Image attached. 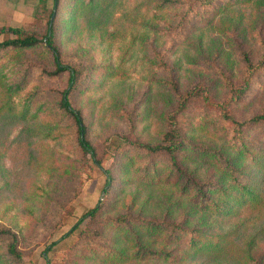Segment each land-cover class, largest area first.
<instances>
[{"label":"rangeland","instance_id":"1","mask_svg":"<svg viewBox=\"0 0 264 264\" xmlns=\"http://www.w3.org/2000/svg\"><path fill=\"white\" fill-rule=\"evenodd\" d=\"M64 1L50 18L63 62L82 71L70 98L112 181L103 192V172L77 146L69 118L56 110L67 75L41 72L43 66L52 69L48 51L42 45L0 51V227L18 235L19 264H46V258L48 264H264V209L246 224L247 233L257 234L249 250L245 242L241 247L229 242L228 253L216 258L193 256L185 247L187 234L173 241L163 234L142 236L139 242L148 250L137 251L126 226L116 227L112 220L124 218L133 231L144 219L186 220L187 229L195 224L198 215L190 212L189 199L173 183L164 158L126 140L157 144L176 128L195 144L215 139L222 145L223 130L231 133V127H223L218 107L207 105L205 95L225 102V110L239 121L264 114V65L243 93L228 96L230 86L242 84L245 58L256 65L264 54V0H216L180 24L185 8L177 3L116 0L101 30L84 28L80 16L70 19L68 3L74 0ZM51 7V0H0V27L42 36ZM167 24L171 30H165ZM2 81L21 86L8 99ZM48 123L51 136L44 137ZM247 133L254 142L264 140V122L249 126ZM117 141L125 143L115 147ZM150 164L161 168L154 181L141 177ZM243 164L250 169L247 159ZM207 165L199 164L197 176H215ZM99 202V213L70 232ZM7 243L3 236L0 252Z\"/></svg>","mask_w":264,"mask_h":264},{"label":"trees","instance_id":"2","mask_svg":"<svg viewBox=\"0 0 264 264\" xmlns=\"http://www.w3.org/2000/svg\"><path fill=\"white\" fill-rule=\"evenodd\" d=\"M51 1L52 7L48 10L45 30L42 36H38L34 32L24 31L20 27L1 26L0 51L6 49L22 50L42 45L50 54L52 69L43 66L41 72L47 76H59L62 73H66V86L61 90L60 97L55 103L57 106L56 110L69 118L76 130L77 146L103 172L105 179L102 191L106 192L112 181L111 169L105 168L102 165L96 148L88 139V126L84 116L80 109L72 103L70 98L71 93L78 85L82 71L75 66L63 62L57 40L54 15L65 4V1ZM158 1L162 5H175L177 3V7L181 6V8H185L180 14L178 24L190 16L199 14V10L207 8L210 4L216 5V0ZM115 2L116 0H74L68 3L72 7L69 18L74 19L80 16L83 18L84 28L88 30H101L106 27ZM50 16L54 18L51 19ZM165 27H167L165 30L172 29V26L169 24ZM244 61L246 66L241 76V86L233 88L230 86L229 88L230 92L228 96L233 99L237 98L240 93H243L249 87L253 73L258 67L264 65V54L256 65L251 64L248 58H245ZM162 65L167 69L164 63ZM1 85L9 99L12 93L20 88L21 83L2 81ZM173 87L175 89V85ZM204 89L206 91L207 88L204 87ZM203 99L207 105L210 104L218 107L216 111L218 113L217 117L220 118L223 127H226V129L228 125L231 127V133L223 130L224 138H221L223 139L222 145H218V141L213 138V141L195 144L191 139H187L181 135L176 128H171L164 132L160 142L157 144L126 140L128 144L130 143L142 149L150 156L155 155L164 158L166 164L164 167L173 172L171 176L173 183L189 199L190 212L198 215L195 224L190 226L189 229L182 226L183 224L187 226L189 222L186 220L169 222L144 219L137 220V227L140 230L133 231L129 227V224L124 222V218L112 219L113 222H117L115 223L116 227L123 228L121 225L126 226L124 229L127 232V238L136 245L137 251L148 250L145 244L141 243V240L139 242V238L141 237L142 239V236L151 238L155 237V235L163 234L165 239L173 241L187 234L188 240L185 247L191 251L190 253L193 256H198L199 254L206 256L207 254L211 258H216L219 255H226L228 253L229 249L225 247L229 242H233L239 247L245 242L247 252L252 245L251 243L254 242V238L257 236V234L251 235L247 233L245 227L248 220L256 218L257 215L254 212H260L264 209V140L260 139L254 142L249 138L247 129L255 123L264 122V114H256L239 121L225 110V102L215 103L212 100L210 101V97L206 95ZM10 106L6 105L7 110L10 109ZM12 118L15 117L12 116ZM207 124L208 121L202 127H206ZM45 128L47 130L43 136L50 137L49 131L51 127L49 123L46 124ZM119 141L116 142L115 147L122 146L125 143ZM119 152H112V154L115 155ZM245 159L250 163V169L248 170L243 164ZM199 164L212 166L215 176L211 179H203L197 176L196 171ZM157 169L161 168H156L150 164L144 168L145 175L141 177L148 181H154L155 177H159L161 174V170L158 171ZM242 207L251 209L253 212L243 214L240 211ZM100 208L101 202L87 209L71 227L70 232L76 229L84 219L88 218L91 220L94 218L99 213ZM121 221L124 223H119ZM256 233L260 234L261 228L257 229ZM3 236L8 239V243L5 250L0 252V264H19L21 253L18 248V235L10 227H0V240ZM247 236L250 237L248 240H246ZM47 249L48 247L45 250ZM244 256L249 258L251 255L245 253ZM46 261V264H48L47 258Z\"/></svg>","mask_w":264,"mask_h":264}]
</instances>
